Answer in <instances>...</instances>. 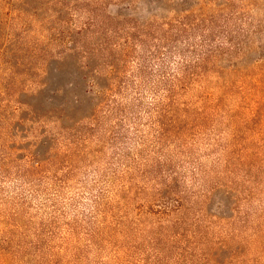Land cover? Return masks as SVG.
<instances>
[{
    "label": "rangeland",
    "instance_id": "1",
    "mask_svg": "<svg viewBox=\"0 0 264 264\" xmlns=\"http://www.w3.org/2000/svg\"><path fill=\"white\" fill-rule=\"evenodd\" d=\"M181 17L165 97L126 31ZM0 97V264H264V0H0Z\"/></svg>",
    "mask_w": 264,
    "mask_h": 264
},
{
    "label": "trees",
    "instance_id": "2",
    "mask_svg": "<svg viewBox=\"0 0 264 264\" xmlns=\"http://www.w3.org/2000/svg\"><path fill=\"white\" fill-rule=\"evenodd\" d=\"M183 20V17H181L180 19L178 18L174 21H160L158 23L156 22V20H154L144 23L143 25H131L128 28V31H126L127 40H131V42H128L127 44L133 47L132 52H134L136 47L138 49L137 52H139L136 55V62L132 74L133 78H135L136 80L145 78L148 71L152 70L151 61H153V59L162 62L164 60L166 61L165 67L162 70L158 69L156 71L161 79V81L158 82L159 84L165 85V83L169 82V86L171 83V85L165 90V94H167L165 95V97H171L172 94L175 93V91L182 92V96L185 92L184 89L188 83V80L191 79L193 80L192 83L195 82L194 79L198 77L193 76L194 74L196 76H199V74L194 72H200V69H203L202 64L207 61V58L209 57L210 51L209 48H207L209 46H206V49L202 47L203 49L201 48V50L198 52V47H196L197 45H195V43L191 44L189 42L190 38L187 35L188 27L186 28V23H184ZM180 38L182 40L179 41ZM149 41L153 44L151 45L150 43L149 45ZM179 43H182V45H179ZM139 48H141L142 50H139ZM141 51H145V54H143L142 56L140 55ZM161 51H164L165 53H162ZM127 55L131 57L130 53H127ZM174 55H177L178 59L175 63L174 70L170 72V68L168 67L169 63L171 62V57H173ZM187 55H189L190 58L187 57ZM111 61H107V63ZM109 66L112 68V65ZM166 69H168V71ZM187 73H191L192 76H188ZM114 81L118 82L116 78H114ZM114 90L115 86L114 88L110 87V92H113ZM11 99V97H0V112L1 110H3V108L6 107V104L9 103ZM178 106L181 107H176L177 113L186 116V112L188 111V108H190L191 104L187 102H180ZM198 108L203 109L206 108V106L203 105ZM10 132L12 131L10 130ZM11 136H14L13 133H11ZM4 148L10 151L15 149L16 147L14 145L7 144L4 146ZM37 156V150H35L31 153V158H28L26 160L29 166V170H32L35 173L39 166L47 163L50 160L49 157H47L40 161H36L35 157ZM22 160H24V157L22 158Z\"/></svg>",
    "mask_w": 264,
    "mask_h": 264
}]
</instances>
